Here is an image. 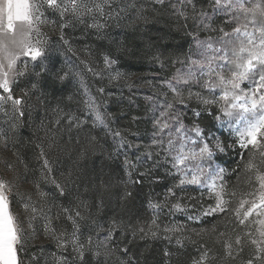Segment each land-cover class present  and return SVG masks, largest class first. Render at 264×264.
<instances>
[{
    "label": "snow or ice",
    "instance_id": "1",
    "mask_svg": "<svg viewBox=\"0 0 264 264\" xmlns=\"http://www.w3.org/2000/svg\"><path fill=\"white\" fill-rule=\"evenodd\" d=\"M114 3L115 0H0V112L7 116L6 106H10L13 117L24 116L23 108L29 97L27 91L20 89L17 81L31 70L33 62L41 71L46 70L43 61L47 59L49 41L40 29V25L44 23L41 17L45 12L57 17L55 23L61 29H75L83 25V29L95 30V34L100 37L106 35L103 30L108 21L119 23L124 11L114 9ZM157 3L162 9L171 8L178 19L184 18L185 23L188 21L185 12L190 9L200 18V27H211L208 13L197 11L196 5L201 0H168L167 4L165 0H157ZM176 3H180V9L176 8ZM210 4L212 12L223 13L226 20L225 27L215 29L218 38L215 41H201L198 37H193L197 47L193 54L199 59H191L190 56L185 72L172 80L154 77L164 80L167 87L176 93V106L173 107L172 103L165 100L161 107L157 101H153L151 116L133 117L136 122L152 125L148 132L150 143L156 146L152 152L145 153L143 157L138 154L141 145L135 139L129 142L126 138L131 135L139 139L137 133L122 135L119 130L110 129L92 97L84 101L86 112L90 115L84 119L81 118L84 113L72 117L68 127L75 125L79 128L87 124L88 119H92L91 126L103 125L114 139L120 141L122 149L136 148L135 162L128 158L126 151L122 152L125 164L130 169L150 160L152 169H166V175H172L173 180L179 181L175 185V191L169 189V194L174 198L178 192L199 193L193 203L197 212L189 215L188 220L204 221L208 218L215 219L221 214L230 217L229 226L234 239L223 246L228 264H236L237 261L239 264H264V0H210ZM116 7L119 8V5ZM89 19L91 24L88 23ZM191 31H197L195 23L192 24ZM59 40L68 44L63 31ZM98 55L104 69L111 70L109 79H118L120 73L114 67L118 57L111 48L100 50ZM90 71L103 79V71ZM39 75L37 72L36 76ZM70 75V72L62 71L56 73V78L64 82ZM38 85L39 80H36L29 90L36 89ZM193 85L200 88V92L195 94V98L200 101L196 106L199 110L189 109L181 96V88L190 89ZM98 92L105 93V88L101 86ZM189 95L193 94L189 91ZM187 110H192L193 117L196 118L191 128L184 124ZM203 113L212 115L222 126L228 128L229 135L233 137L231 144H226L214 134L209 137L212 129L205 131L200 126L199 118ZM158 115H166L169 122L161 124ZM165 129L168 131L165 132ZM230 149L236 150V155L241 160V164L231 170V175L228 169L216 163L218 154ZM40 155L44 170L51 171L49 160L43 158L42 152ZM11 168V163L5 164L4 172L0 174V264H26L22 256L28 252L30 237L34 231L31 221L36 208L20 195L17 183L10 175ZM241 169L250 177L249 190L244 197L229 206L223 199L225 183L234 176L238 177ZM147 175H152V171L149 170ZM145 178V174H140L141 180ZM55 187L57 199L71 195L60 184ZM126 195L131 196V193ZM230 195L235 197L237 194L233 192ZM205 196L208 200H204ZM188 198L192 199L191 196ZM20 205L28 214L27 219L18 212ZM174 208L176 211H184L180 204L174 205ZM68 211L65 209V212ZM77 218H80L79 212L69 216L74 229L71 236L63 233L56 235L51 228H46V231L52 233L58 248L67 251L71 245L80 264H89L85 259L86 251L91 253L95 247L94 255L97 258L102 256L101 248L111 251L107 242H115V222L108 228L104 242L94 244L93 236L98 235L94 230L86 240L77 239ZM127 251L128 249H124L125 254ZM206 257V249L198 250L193 264H206ZM240 257L246 258L240 260ZM29 259L32 264H40L36 256H29ZM64 264H68L67 259ZM73 264L76 262L73 261ZM97 264H103V260L98 259Z\"/></svg>",
    "mask_w": 264,
    "mask_h": 264
},
{
    "label": "rangeland",
    "instance_id": "2",
    "mask_svg": "<svg viewBox=\"0 0 264 264\" xmlns=\"http://www.w3.org/2000/svg\"><path fill=\"white\" fill-rule=\"evenodd\" d=\"M165 3L167 4L168 0H165ZM117 5H119V8L116 7ZM180 6V3H176L177 9ZM156 7H160L157 0H115L113 8L117 11L124 9V11L119 23L113 20L108 21L106 29L103 30L106 35L100 37L95 34V30L89 31L83 29V25L75 29L59 28L57 23H55L57 17L54 14L45 12L44 16L41 17L44 23L40 25V29L42 33L46 34L49 41L47 59L43 61L46 70L41 71L35 62H33L30 65L31 70L17 81L20 89L28 92L29 99L23 108L24 116L13 117L10 106H6V110L8 111L7 116L3 112H0V174H3L5 164L11 163L10 175H12L17 183V190L23 198L28 199L30 204L36 208L35 216L31 221L34 231L30 237L28 252L22 256L26 264H32L29 256L38 257L40 264H64L65 259H67L68 264H73V261L76 264H80L76 253L72 251L71 245L68 246L67 251L58 248L52 233L46 231V228L54 230L56 235L63 233L65 236H71L74 229L69 216H74L76 212H79L80 218H77L79 231L76 232V237L79 241L86 240L84 236V224L87 220L83 215V203L80 201L77 202L76 198L73 199V194H76L78 191L82 192V186L80 185L75 189L73 183L75 166H73L72 149L75 141L72 137V130L75 125L71 128L68 127L72 117L81 116V113H84V116H81L84 119L90 115L86 112L84 101L88 100L89 97L94 98L102 112V109L104 110V106L101 105L103 100L101 98L99 99V95L103 97L106 96V93L109 94L108 96L119 95L121 91L126 89L128 92L132 91L133 95L135 94V96L151 102L148 110L149 116L152 115L153 101H157L161 107L165 100L172 103L173 107L176 106V93L167 87L164 80L154 79V77H165L166 75L163 73L154 71L131 72L121 65L119 60L120 56L117 55L116 57L118 59L114 67L119 71L120 76L118 79L110 80L109 72L111 70L104 69L102 60L98 55L100 50H107L108 48H111L112 51L113 49H117V53L122 51V45L117 41V36L115 35L116 32L122 33V29L124 28L129 30L144 24L147 21L148 10L156 9ZM41 11H44V9H41ZM91 22V19H89L88 23L91 24ZM100 22L102 23L103 20ZM62 31L65 39L68 40V44H64L59 40ZM86 32L94 35L93 41L87 39ZM217 38H202L200 40L205 41L211 39L215 41ZM98 42H102L103 45L100 47L97 46ZM196 51L197 47L195 44L193 53ZM193 53L191 59H199ZM74 60L78 64L75 65ZM159 63H162V61H159ZM176 63H178V60H175L174 64ZM181 63V66L178 67L172 77L167 78L168 80H172L173 77L185 72L189 61L184 60ZM90 69L103 71V79L99 75H93ZM62 71L71 73L68 80L64 82L58 81L56 78V73ZM37 72L40 73L39 76H36ZM36 80H39L38 87L29 90L30 85ZM53 85L63 88V91L54 94L50 91ZM101 86L105 88V93L98 92ZM180 91L188 108L199 110L196 106L200 104V101L195 98V94L200 92V88L193 85L190 89L181 88ZM189 91L193 95L190 96ZM17 95H19V92ZM75 97L77 101L76 106L72 108ZM149 98L152 99L150 100ZM192 110H187L185 115L193 123L196 121V118L193 117ZM216 114L219 115V112ZM204 115L210 114L203 113L201 117ZM158 118L161 124L169 122L166 115H158ZM184 124L188 128L192 127V124L190 125L187 120H184ZM202 125L204 127L200 126L205 130L207 125L205 123H202ZM216 127L218 130L216 132H209V137L214 134L226 144H231L233 137L229 135L228 128L222 126L219 121L216 122ZM167 131L165 129V132ZM138 137L139 139H136L130 135L127 139L129 141L135 139L136 143L141 145V150L138 153L140 156H144L145 153L152 152L155 149L156 146L150 143V137L145 139H142L140 136ZM76 143L79 144V140ZM134 150V156L132 158L130 157L133 162H135V156L137 154V149L134 148ZM41 152L44 154L43 158L49 160L51 171H45L42 167ZM227 153L228 151L218 154V159L220 160L217 159L216 163L220 167L226 168L222 160L226 159L224 156L227 157ZM147 161L145 166L150 167L151 161ZM142 169L145 171H141L140 174L149 172L146 168ZM228 171L230 174L231 170ZM166 172L167 170L163 172V175H166ZM167 176L173 179L172 175ZM249 180L250 177L248 176L244 185L240 184L236 191L233 188L231 192H229L228 186L225 183L223 199L229 206L234 205L236 200L245 196L249 190ZM56 184L63 186L65 192L71 193V195L67 198L57 199ZM178 184V180H173V188L171 189L175 191V185ZM233 192L237 194L235 197L230 195ZM197 195L199 193L194 196ZM162 196L165 201L161 203L162 208L169 215L172 214L171 219L165 222L167 224L163 227L166 234L165 238L171 243L173 241H179V244H191L187 236L188 231L192 227L191 223L201 224V221H190L187 219L189 215L197 212V208L193 206L194 198L192 195L184 194L183 192L177 193L174 198L169 194V189L164 191ZM189 196L192 199H189ZM205 197L208 200V197ZM154 203L160 205L157 201ZM176 204H180L184 211H176L174 208ZM159 205H157L158 209ZM65 209L69 211L65 212ZM18 212L25 216L26 219L28 218V214L25 213L22 205L18 207ZM216 218L218 221L215 223L216 228L214 229V237L217 242L214 246L215 249L212 246H210L211 248L202 246L197 251L200 249L207 250L206 264H228L224 247L223 252L221 251V244L223 246L227 245L234 239L232 228L229 226L230 217H225L221 214ZM167 229L176 230L167 231ZM198 230L200 231V229ZM104 236V233L100 232L99 235L93 237L94 244L103 243ZM108 249H110L109 245ZM95 250V247H93V254ZM100 251L102 256L99 259L106 261L110 258L111 251L104 248H101ZM222 253L225 254L222 255ZM197 255L198 252L193 258V261L197 258ZM86 256L87 251L85 252V259ZM245 258L240 257V260ZM236 264H239V261Z\"/></svg>",
    "mask_w": 264,
    "mask_h": 264
},
{
    "label": "trees",
    "instance_id": "3",
    "mask_svg": "<svg viewBox=\"0 0 264 264\" xmlns=\"http://www.w3.org/2000/svg\"><path fill=\"white\" fill-rule=\"evenodd\" d=\"M196 7L198 12L203 10L211 16L210 28L200 27V18L190 9L185 12V16L188 17L185 23L184 18L178 19L171 8L162 9L160 6L148 10L147 21L144 24L129 30L124 28L122 33L117 31L115 35L122 45V51L117 53V49H113V52L120 56L121 65L131 72L154 71L163 73L167 78L172 77L181 66V61H189L196 44L193 37H198L199 40L217 38L218 33L215 29L225 27L224 14L213 13L210 0H201ZM193 23L197 25L195 32L191 31ZM86 37L90 39L89 41L94 39V35L87 32ZM102 45V42L97 43L99 47ZM175 60H178V63L174 64ZM74 64L78 62L74 60ZM50 91L55 94L62 92L63 88L53 85ZM108 95V93L104 97L99 95V99L103 100L101 105L104 106V110L102 107L101 109L108 127L113 131L119 130L122 135L137 133L142 139L148 138L152 125L136 122L133 117L149 116L151 102L133 95L132 91L128 92L126 89L119 95ZM76 102L75 97L72 108L76 106ZM185 120L192 124L188 117ZM200 122L203 127L202 123L207 125V130L208 128H211L212 132L218 130L217 120L213 119L212 115H204ZM91 125L93 120L88 119L87 124L79 128L75 126L72 130L75 141L72 149L75 166L73 183L75 189L82 186V192L73 194V199L76 198L77 202L83 203V215L87 220L84 224L86 238L93 230L98 235L100 232L106 235L108 228L115 222L113 229L115 242H108L111 255L106 261L102 259L103 264H192L199 247L214 248L217 243L214 237L217 218H208L201 221L200 225L191 223V230L187 233L191 244L169 242L165 238L163 227L167 224L165 222L171 219L172 214L169 215L161 203L165 202L163 192L173 188V179L163 175L166 169L145 166L147 160L130 169L125 164L122 152L126 151L130 159L134 156V148L122 149L120 141L114 139L103 125ZM78 140L79 144L76 143ZM227 154V157L224 156L226 159L221 160L228 170L241 164L236 150L230 149ZM142 168L151 170L152 175H147L149 172H146V178L141 180L139 174L145 171ZM247 177L248 175L241 169L238 177L234 176L227 180L229 192L233 191V188L236 191L240 184L244 185ZM127 193H131V196L126 195ZM183 193L192 195L194 200L199 196H194L196 192ZM206 199L204 197V200ZM155 201L160 203L157 204L159 209ZM96 225L99 227H94ZM95 236L97 235L93 237ZM124 249H128L127 254L124 253ZM221 251L223 252V244ZM98 259L92 252H87L86 260L89 264H97Z\"/></svg>",
    "mask_w": 264,
    "mask_h": 264
}]
</instances>
